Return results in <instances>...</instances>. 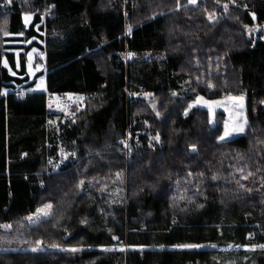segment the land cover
<instances>
[{
    "label": "trees",
    "instance_id": "trees-1",
    "mask_svg": "<svg viewBox=\"0 0 264 264\" xmlns=\"http://www.w3.org/2000/svg\"><path fill=\"white\" fill-rule=\"evenodd\" d=\"M176 4L0 0V264H264V0ZM67 91L84 107L55 119L48 98ZM229 94L247 96L242 135L218 140L223 111L185 115ZM128 126L145 129L129 157Z\"/></svg>",
    "mask_w": 264,
    "mask_h": 264
},
{
    "label": "snow or ice",
    "instance_id": "snow-or-ice-1",
    "mask_svg": "<svg viewBox=\"0 0 264 264\" xmlns=\"http://www.w3.org/2000/svg\"><path fill=\"white\" fill-rule=\"evenodd\" d=\"M8 3H11V0H7ZM188 3L189 4H196L197 3V0H188ZM217 3H219V0H217ZM176 7L179 8L180 7V4H179V0H177V4H176ZM223 7L225 8V10H227L228 8V5L227 4H224ZM246 7V6H245ZM32 15L33 14H25L24 16V24L25 26L28 25V23L32 20ZM252 16H253V19H255V14L252 13ZM208 19L210 21H214L216 19L215 17V14L214 13H209L208 14ZM39 26H37L38 28ZM247 28V26H245ZM131 31V26H129V32ZM249 31V34H251V31L252 29H248ZM4 35H9V33L7 31L4 32ZM19 35H23V33H19ZM37 52L36 49H33L32 52L28 53V71H29V74L30 75H34L35 74V71H39L40 68L42 67V65H36L35 67V70L33 69V65H32V60H33V53ZM41 56H43V54L41 53L40 54ZM129 56L133 55L132 53H129L128 54ZM4 63V66L5 67H8V62L7 60L3 61ZM19 66V65H17ZM13 75H15V73H13ZM44 86V80L41 78L40 80V83L37 85L38 88H43ZM208 87L209 88H212L213 85L209 82L208 83ZM0 94H3V93H0ZM68 95V98L69 99H72V96L71 94H67ZM145 97H150L152 94L151 93H145L144 94ZM173 96L176 95V93H172ZM84 98L83 97H79V100H83ZM229 101H232L234 102V106L239 109V111L236 113V117H238V119H235L233 120L231 117H230V120L229 121H225L224 123V131H223V134L220 135L218 137V140L220 141H224L226 138L228 137H231L232 135L234 134H240V133H244L245 132V128L248 124V121L247 119L244 117V113H243V109H244V96L243 95H240V96H229L227 98ZM223 102L222 101H208V100H205L204 97L202 96H199L197 95L195 100L190 103L188 105V108L185 109V115L188 114V111L197 106V105H204V106H207L208 109H209V113L211 114L212 112V108L214 105H221ZM261 103H264V101H261ZM153 108H155V105L153 104L152 105ZM157 115H159V113H157ZM75 122V121H73ZM51 123V122H50ZM152 139H154L155 141L159 142L160 140V137H159V134H157L155 137H152ZM125 147H127V144L125 143ZM191 150L193 152L196 151V145H191L190 146ZM63 154V153H62ZM71 155H75V153H72ZM65 158H67V155L65 154ZM49 163H51V161H49ZM239 171H243V169H239ZM121 174L120 173H117V176L119 177ZM189 175H191V173H189ZM248 175H252V173H249ZM244 179H247V177H243ZM213 180L216 179V176H213L212 177ZM84 183V181H80L79 184H78V187L79 186H82ZM237 183L239 184V181H237ZM240 188H244V186L242 184L239 185ZM246 192H251L252 190L251 189H244ZM200 205H198L199 207ZM53 208V205L52 204H44L42 207L38 208L36 210V213L31 215V216H28L26 217V219L31 222V223H37L38 221L41 220V218H47L49 217L52 212ZM85 221H82V223H84ZM0 227H3V228H11L12 225L10 224H5V225H0ZM113 239H118L117 237H113ZM48 247L50 248H56V249H59L60 251H65V252H72V253H76V252H80L82 251V248L80 247H69V248H62L60 245H57V244H52V245H49ZM135 247V246H134ZM141 250H143V246H139ZM163 247V246H161ZM175 247H178V248H182V249H195V248H200V247H204L203 245H198V244H180V245H175ZM212 247H215V245H212ZM254 247H257V246H253ZM258 247L260 248H264V245H259ZM44 246H43V242L40 241V240H37L35 242V246H33L31 248V251L32 252H40V251H44ZM104 251H112L113 249L111 248H104L103 249ZM120 251H124L123 248H120L119 249ZM248 250H253V249H248Z\"/></svg>",
    "mask_w": 264,
    "mask_h": 264
},
{
    "label": "rangeland",
    "instance_id": "rangeland-1",
    "mask_svg": "<svg viewBox=\"0 0 264 264\" xmlns=\"http://www.w3.org/2000/svg\"><path fill=\"white\" fill-rule=\"evenodd\" d=\"M4 6V4L2 5ZM263 38H264V34H263ZM145 93H148V92H142L141 96H145L144 94ZM240 95H243L244 96V109H243V113H244V117L247 119L246 117V100H247V96L245 94H229V95H225V96H222L220 98H217V99H213V100H209L207 99L206 97L202 96L205 98V100H208V101H222L223 103L219 106L217 105H214L213 108H212V112L210 114V121H211V124L214 125L215 124V119H216V113L217 112H220V111H223L226 115V119L225 121H229L230 120V117L235 120V119H238V117H236V113L239 111V109H237L235 106H234V102L232 101H229L227 98L229 96H240ZM149 98V97H147ZM57 105H55L54 107H50V112L54 113L55 116V119H61L62 121H65L67 118H69L70 116L72 117L74 114H75V111H73L76 107H74V109H68V110H65V111H61V110H57ZM199 107H203L205 109H208L207 106H204V105H197ZM78 107L82 108L84 107V103L83 104H80ZM70 117V118H71ZM54 123V122H53ZM247 127V126H246ZM246 129V128H245ZM138 130H141L142 132H144L145 129H136L134 131H138ZM224 131V129H223ZM223 134V132H222ZM243 133H240V134H234L232 135L231 137H228L226 138L224 141H227V140H230V139H233L239 135H242ZM147 136V135H146ZM148 141H153L154 139H152V137H154L152 134H149L148 136ZM123 139V138H122ZM122 139H119L118 142L120 143V141ZM137 145H140L138 143H136ZM123 146V145H122ZM136 146V145H135ZM131 147H132V144H131ZM132 150H133V147H132ZM65 158V155H62V159ZM60 163V162H59ZM59 163L56 165L57 167L59 166ZM248 246H242V248H246ZM249 248H253V246H249ZM255 248V247H254Z\"/></svg>",
    "mask_w": 264,
    "mask_h": 264
},
{
    "label": "built area",
    "instance_id": "built-area-1",
    "mask_svg": "<svg viewBox=\"0 0 264 264\" xmlns=\"http://www.w3.org/2000/svg\"><path fill=\"white\" fill-rule=\"evenodd\" d=\"M131 53L133 54L131 56L128 55L129 54L128 52H125L124 54L125 55L124 62L126 64L129 59H132L135 56L133 52ZM140 90L143 91L144 88L140 87ZM127 92H128V89H127ZM67 94H71L72 99H69ZM141 94L142 93L134 94V96H141ZM79 97H83L84 99L79 100ZM86 98H87V95L83 92L67 91V92H62V93H53V94H50L48 98V106L50 108V107H54L55 105H57L56 106L57 110L65 111V110L77 107L80 104H83L86 101ZM141 133H142L141 130L133 131L130 126L127 127L125 136L120 141V144L123 145L121 151H124L127 157H129L133 153V150L131 147V144L133 145L132 140L138 141L140 137L139 135ZM125 143L127 144V147H125Z\"/></svg>",
    "mask_w": 264,
    "mask_h": 264
},
{
    "label": "bare ground",
    "instance_id": "bare-ground-1",
    "mask_svg": "<svg viewBox=\"0 0 264 264\" xmlns=\"http://www.w3.org/2000/svg\"><path fill=\"white\" fill-rule=\"evenodd\" d=\"M121 138V137H120Z\"/></svg>",
    "mask_w": 264,
    "mask_h": 264
}]
</instances>
